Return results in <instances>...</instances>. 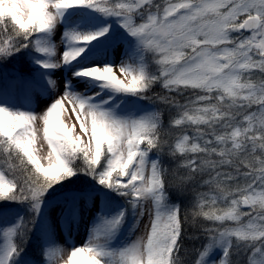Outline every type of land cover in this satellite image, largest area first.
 I'll return each instance as SVG.
<instances>
[{"label": "snow or ice", "instance_id": "6c2138e0", "mask_svg": "<svg viewBox=\"0 0 264 264\" xmlns=\"http://www.w3.org/2000/svg\"><path fill=\"white\" fill-rule=\"evenodd\" d=\"M74 7L117 17L121 27L137 40L141 62L137 65L122 62L119 71L123 79L115 74V65L92 66L73 75L99 80L103 82L102 87L115 93L145 100L150 99L146 91L157 81H162L170 92L199 90L203 94H196L185 105L160 97L183 109L179 118L172 121L173 125H204L209 130L202 132L198 127L195 137L187 134L177 137L173 153H203L209 157L185 162L183 167L192 175L203 172L207 166L210 172L216 173L215 180L223 177L220 183L230 184L241 179L246 182L234 194L223 191L217 184L226 203L229 195L237 198H232L220 214L204 213L221 225L205 229L211 233L209 243L195 264H217L209 258L214 245L222 248L219 264H232L229 256L233 249L239 253L249 248L253 253L249 264H264V80L254 83L251 79L254 69L264 74V0H165L162 8L159 4L153 5V0H0V36L6 33L8 20L13 31L17 27L20 30L15 37L9 35L7 41L0 39V58L27 47L55 57L56 46L38 34L51 32L64 10ZM137 15L144 22L135 23L133 17ZM107 31V26L88 33L67 30L62 37L66 46L61 60L38 63L45 68L69 63L83 51L78 45L89 43ZM246 31L250 34L244 36ZM233 33L239 35L234 37ZM145 53L155 57L157 73L147 69ZM245 75L249 77L247 80ZM65 103L73 106L80 130L88 138L86 143L82 144L81 136L74 135L73 129L61 120L60 109ZM253 104L257 106L256 112L241 111ZM239 115H243V121L238 119ZM37 119L43 122V136L47 141L46 165L37 159L32 148V124ZM159 127V113L139 117L115 114L90 102V98L72 92L67 82L64 92L41 117L0 106V149L8 157L5 163L13 159L15 152V159L20 160L23 172H27L15 182H5L4 174L0 173V200L28 202L33 213H38L42 198L54 185L77 173L92 176L100 185L124 197L137 210V215L143 214L145 200L153 202L147 239L119 249L108 246L105 238L123 222L125 209L122 208L93 228L85 246L73 247L61 264H182L177 257L182 237L180 209L179 205L167 204L169 189L165 169L153 159L150 174L146 176L145 172L149 152L162 147L156 138ZM218 127L225 132L217 134ZM205 136L209 138L204 139ZM221 145L224 147L218 151L217 146ZM240 156L244 159H238ZM28 164L32 166L31 171ZM9 167L17 168L15 164ZM222 168L230 170L219 171ZM176 187L182 189L183 180ZM217 199L212 197V203ZM241 205L251 211L242 213ZM242 215L247 216V223L241 222ZM34 220L35 215L31 221L21 217L5 234L21 230L27 234L31 230L27 224ZM226 221H235L238 226L223 227ZM22 251L23 246L9 240L0 248V264H9ZM59 251L56 247H46L42 254L56 256ZM257 255L259 259L255 258Z\"/></svg>", "mask_w": 264, "mask_h": 264}, {"label": "rangeland", "instance_id": "374dc122", "mask_svg": "<svg viewBox=\"0 0 264 264\" xmlns=\"http://www.w3.org/2000/svg\"><path fill=\"white\" fill-rule=\"evenodd\" d=\"M164 2L165 0H162L161 8ZM152 11L155 12L156 9H152ZM133 20L137 24L144 22L139 15L134 16ZM105 26L108 27V31L104 35L93 39L89 43L78 45L83 48V51L71 62L61 63L55 68H45L38 63V61L45 60H61L62 52L66 46L62 40L65 31L75 30L88 33L99 31ZM249 34L247 32L243 35L247 36ZM38 35L46 38L56 46L55 57H48L29 47L26 57L31 59L30 66L32 69L24 71L26 77L21 78L17 71L12 73L9 78L6 76L0 77V106L7 107L12 111L34 113L36 117H41L46 108L64 92L65 83L67 82L72 92L90 98V102L100 104L101 107L108 108L115 114L139 117L149 113L145 105L139 107L136 104L137 97L115 93L111 89L102 87L103 82L99 80L73 75L80 69L92 66L115 65V74L123 79L119 71V65L122 62H127L130 65H137L141 62L137 40L121 27L117 17L104 16L86 7L69 8L64 10L63 16L51 32ZM238 35V33H233L234 37ZM144 58L151 64L152 70H158V65L155 63V57L152 53H145ZM254 58L258 57L254 56ZM125 96L128 97L126 101ZM72 107L71 104L65 103L60 109V118L67 127L73 129L74 135L81 136L82 144L86 143L88 138L81 132ZM253 109L257 111V106L254 104L251 106V110ZM241 111H247V109ZM32 131L34 133L33 152L37 159L46 165L48 147L43 136L42 120L37 119L33 122ZM24 159L27 160L26 157ZM153 159H155L154 155L149 153L145 167L146 176L151 172V160ZM5 161H7L6 157H0V173L4 174L5 182H15L14 177L6 172L5 166L7 163ZM75 181L76 178L71 179L72 183ZM92 182L94 183L93 187L100 185L94 178ZM110 191L114 198L108 197L106 194L101 197L99 190L68 191L66 193L59 191L52 197H50L52 195L50 191L45 193L39 212L33 213L32 211L31 213L32 216L35 215V220L27 224V228L33 229L34 234L41 235L36 250L33 251L31 248V256L19 254L11 259L9 264H61V260L67 259L73 247L85 246L93 228L103 223L104 219L111 218L119 213L122 208L125 209L123 222L117 230L105 238L108 246L112 249H119L135 242H145L151 227V213L154 211L153 202L150 199L145 200L143 202V214L137 215V210L128 205L124 197L111 189ZM28 206L31 210L29 203L26 207ZM14 207H19L20 211L16 212L17 209ZM241 210L244 214L251 211L247 206L246 208L241 206ZM257 210H259V205H257ZM26 212L27 210L21 202L0 200V248H3L9 240L12 241L13 235L5 234L7 229L16 225L21 217L26 221L32 220V216H26ZM227 222L229 223L228 228L238 226L235 221ZM241 222L247 223L246 215L241 216ZM46 247H56L60 251L56 256H44L42 250ZM35 254L36 256H34ZM234 254L235 261L231 255L229 256L232 264H245V260L246 262L247 259L249 261V257L253 255L251 249L248 253L243 250L237 253L234 250ZM209 258L216 260L219 264V261L223 258L221 246L214 245L210 250ZM255 258L259 259V256L257 255ZM198 259H200V256Z\"/></svg>", "mask_w": 264, "mask_h": 264}, {"label": "trees", "instance_id": "16d2710c", "mask_svg": "<svg viewBox=\"0 0 264 264\" xmlns=\"http://www.w3.org/2000/svg\"><path fill=\"white\" fill-rule=\"evenodd\" d=\"M114 2H118V0H114ZM161 3L162 0H153V5H161ZM152 9H155V7H153ZM112 22L115 23L114 20H112ZM6 29V33L3 36H0V39L5 41L8 40L9 35L15 37L16 32L20 31L18 27L16 28V31H13V25L10 20L7 21ZM243 34H245V32ZM4 46L6 47L7 45ZM28 48L29 47L23 48L20 51L7 56L6 58H0V77L6 76L7 78H9L12 73H16L15 71L20 74L21 78L26 77L24 71L32 69V67L30 66L31 59L29 57H26ZM144 61L147 69L150 72L154 74L158 72V70L151 69V64L145 58ZM248 78L249 77L245 75L244 80H247ZM251 79L252 82L258 83L261 80H264V74L254 69L251 75ZM196 94L203 93H200L199 90H195L194 92L192 89H183L179 93H177L176 91L170 92L168 89H165L163 87L162 81H157L153 83L150 89L146 91V95L150 97V99L145 100L137 98V100L135 101L139 107L145 105L146 108H148L149 113L156 112L160 114V127L156 138L161 141L162 147L160 149H152L149 153L153 154L158 164L165 169L166 181L169 189L167 204L179 205L180 217L182 221V237L180 240V247L177 253V257L181 260L182 264H195L196 260H198L199 258V253L204 251L205 246H207L209 243V236L211 235V233L206 232L205 229L217 228L221 225V222L209 220L204 215V213L215 212L216 214H220L221 210H225L228 207V203L232 198H237L234 195H229L228 203H226L221 192L217 189V184H220V189H223V191L229 194H234L238 190V188H243L246 183L243 179H241L239 182H232L230 184L220 183V181L223 180V177L220 178V181L215 180L214 178L216 176V173L210 172L207 166L204 167L203 172L192 175L189 169L183 167L185 162L190 159H198L202 161L208 159L209 157H207L203 153H180L178 151L173 153L177 137L183 134H187L190 137H195L198 134V127L199 131L202 132H207L209 130L207 126L204 125H173L172 121L176 118H179L183 109L176 107L175 104L162 101L160 97H168L169 101H175L176 104L185 105L189 103L190 100H194ZM127 98V96L124 97L125 101L127 100ZM242 112H256V109L251 110L250 107L247 108V111ZM238 119L240 121H243V115H239ZM228 131H230V129ZM224 132L225 129L219 127L217 128V134H223ZM208 138V136L204 137V139ZM198 142L201 144V146H203V140H200ZM227 146L231 147L230 144ZM142 147H145V145H142ZM222 147L224 146H217V150L219 151ZM15 155L16 153L14 152L13 159L11 161H8L5 169L6 172L14 177L15 180L23 179V177L27 175V172H23L24 166L21 165L20 160L15 159ZM257 155H259V153H257ZM248 156L249 158H251L250 153L248 154ZM0 157H6V159L8 160V157L3 153L2 149H0ZM238 159H244V157L240 156L238 157ZM24 161L26 162L27 160L24 159ZM9 164H15L17 168L13 170L9 167ZM27 167L29 171L32 170V166L30 164H28ZM229 170L230 169L228 168L219 169V171L221 172ZM72 178H76V181L74 183L71 182ZM181 180H183V188L178 189L176 187V184ZM92 181V176L85 175L83 173H77L70 179H66L54 185L52 188H50L52 190L48 191L52 193V195L50 196L52 197L59 191L80 192L84 190H99L103 195L106 194V196L114 198V195L112 194L110 189L102 185L93 187L92 185L94 183ZM201 195L204 196L203 200H201ZM214 196L218 197L215 204L212 203V197ZM21 204L24 205V208L27 210L26 216H32V210H30V206H28L29 208L26 207L28 202H21ZM241 212L244 213L242 210ZM228 225L229 223L227 221L223 222V227H227ZM12 235V242L23 246V251L20 252V254H25L27 256H31V248L33 251H35L37 245L41 240V235L34 234L33 229L28 231L27 234H24L21 230L14 232ZM233 242H235V238H233ZM248 252L249 250H247V253ZM34 256H36V254ZM231 256L235 261L234 249L232 250ZM245 264H249L248 259L247 262L245 260Z\"/></svg>", "mask_w": 264, "mask_h": 264}, {"label": "water", "instance_id": "95a60500", "mask_svg": "<svg viewBox=\"0 0 264 264\" xmlns=\"http://www.w3.org/2000/svg\"><path fill=\"white\" fill-rule=\"evenodd\" d=\"M247 32V31H246ZM243 207H246V206H243Z\"/></svg>", "mask_w": 264, "mask_h": 264}]
</instances>
